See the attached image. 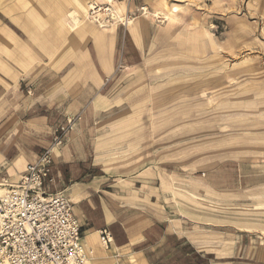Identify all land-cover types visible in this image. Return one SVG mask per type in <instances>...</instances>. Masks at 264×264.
I'll return each instance as SVG.
<instances>
[{"label": "crops", "instance_id": "0c3cea01", "mask_svg": "<svg viewBox=\"0 0 264 264\" xmlns=\"http://www.w3.org/2000/svg\"><path fill=\"white\" fill-rule=\"evenodd\" d=\"M76 1L0 0V179L16 182L53 129L81 115L53 155L47 189L72 203L89 264H264L263 222L243 200L262 190L248 181L256 173L230 161L180 167L167 153L165 109L117 106L118 83L162 58L173 25L143 17L99 29L79 14L71 32ZM172 5L136 0L127 11Z\"/></svg>", "mask_w": 264, "mask_h": 264}, {"label": "rangeland", "instance_id": "374dc122", "mask_svg": "<svg viewBox=\"0 0 264 264\" xmlns=\"http://www.w3.org/2000/svg\"><path fill=\"white\" fill-rule=\"evenodd\" d=\"M170 1L174 5L167 10L175 12L173 23L150 20L173 25L167 40L170 47L138 75L118 83L123 97L117 98V106L129 111L139 106L165 109L173 128L167 132L173 138L167 153L169 158L181 157L174 162L180 167L203 170L230 161L243 164L250 175L256 173L248 181L262 182V190L256 199L243 200L250 205L246 216L257 214L264 230V208L254 206L264 204V0ZM141 7L129 11L131 23L143 18ZM158 11L159 17L166 12ZM193 34L204 35L210 43L202 55L174 46V41ZM231 36L232 48L227 43ZM137 76L141 80L135 83ZM135 84L141 89L136 97ZM241 125L243 131H234ZM237 134L241 140L231 144Z\"/></svg>", "mask_w": 264, "mask_h": 264}, {"label": "built area", "instance_id": "2783aa9c", "mask_svg": "<svg viewBox=\"0 0 264 264\" xmlns=\"http://www.w3.org/2000/svg\"><path fill=\"white\" fill-rule=\"evenodd\" d=\"M135 0H111V3L89 2L88 16L100 29L114 25L115 4H131ZM141 7V11L143 12ZM116 22L125 28L132 15ZM81 115L67 117L56 126L49 145L35 160L25 165L16 182L0 179V264H89L81 244L80 225L73 214L72 203L62 193H51L47 181L53 171V155L60 153L66 136ZM101 243H111L109 232H98Z\"/></svg>", "mask_w": 264, "mask_h": 264}, {"label": "bare ground", "instance_id": "6f19581e", "mask_svg": "<svg viewBox=\"0 0 264 264\" xmlns=\"http://www.w3.org/2000/svg\"><path fill=\"white\" fill-rule=\"evenodd\" d=\"M97 1H100L101 2L102 0H97ZM104 1L105 2H108V3H111V0H104ZM73 4H74V11H72L70 13V16L72 17L71 18V20H72L71 32L78 31V29L80 27L79 25H81V21L78 19V15L79 14H82L84 16L83 20L85 22L90 23V24H92L94 26H97L90 19H88L89 18V16H88L89 3H87L86 1H83L82 2V1H79L78 0L76 2H73ZM119 5L120 6L115 11L112 12L113 13V16H114V20H115L114 23L118 22L119 20L122 21L124 19L123 17L125 16L124 14H126L125 12L128 9L127 8V5L124 2L121 3V4H119ZM143 11H144L143 12V17L144 18H149L151 21H154V20H157V19H161L162 22H165V23H168V22L173 23V21L176 20V15H175V12H174L173 9H169L165 13L162 12V14H161L162 17H159V14L160 13L156 9H154L152 11H146L144 9ZM129 25H131V23ZM197 39L201 40L200 43H198V42L197 43H194V41L197 40ZM205 40L206 39L204 38V35L201 34L199 36V35L193 34V36H189L187 39H180L178 41H174V46L176 45L177 47L181 48V50L185 49L184 48V46H185L187 48V51H191L190 52L191 54L193 52L198 51V53H200L202 55L205 52V50H208L210 48V46H209L210 43L206 42ZM233 41L234 40H233L232 36L229 37L228 40H227L228 46L230 48H232V43L234 44ZM233 129H234V131H235V129H237L236 130L237 132L238 131L241 132V131H243V126L242 125L241 126H237V127H234ZM237 136L238 137H236L235 140H233V141L230 142L231 144L236 143V141L241 140L239 138V135L238 134H237ZM3 192H4L3 189L0 188V194L3 193ZM254 206L256 208H264V204H262V205L259 204V205H254ZM239 230H241V229H239Z\"/></svg>", "mask_w": 264, "mask_h": 264}]
</instances>
